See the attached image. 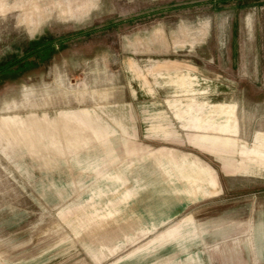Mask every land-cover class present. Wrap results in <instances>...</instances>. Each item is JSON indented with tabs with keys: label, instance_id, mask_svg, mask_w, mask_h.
I'll return each mask as SVG.
<instances>
[{
	"label": "rangeland",
	"instance_id": "rangeland-1",
	"mask_svg": "<svg viewBox=\"0 0 264 264\" xmlns=\"http://www.w3.org/2000/svg\"><path fill=\"white\" fill-rule=\"evenodd\" d=\"M45 44L0 77V264H264V0H0V64Z\"/></svg>",
	"mask_w": 264,
	"mask_h": 264
},
{
	"label": "trees",
	"instance_id": "trees-1",
	"mask_svg": "<svg viewBox=\"0 0 264 264\" xmlns=\"http://www.w3.org/2000/svg\"><path fill=\"white\" fill-rule=\"evenodd\" d=\"M52 48V45L45 44L42 47L37 46L30 50L26 55L18 58L10 59L2 64H0V77H2L4 74L8 73H16L21 71L24 66H26V60L25 58L29 57L30 55H37L42 56L49 52V50Z\"/></svg>",
	"mask_w": 264,
	"mask_h": 264
},
{
	"label": "crops",
	"instance_id": "crops-1",
	"mask_svg": "<svg viewBox=\"0 0 264 264\" xmlns=\"http://www.w3.org/2000/svg\"><path fill=\"white\" fill-rule=\"evenodd\" d=\"M201 125V123H197L196 125H194L195 128H199ZM194 143L197 147L199 148H203L206 150H209L211 152H217L220 151V149L216 148L214 146L213 142L207 141L205 137H199V138H195ZM218 153V152H217ZM225 169L229 170V171H236L238 170L237 167L235 165H232L230 162H225L224 164Z\"/></svg>",
	"mask_w": 264,
	"mask_h": 264
}]
</instances>
